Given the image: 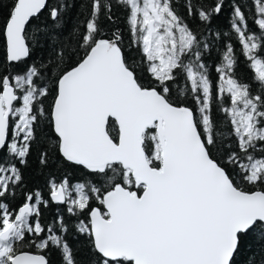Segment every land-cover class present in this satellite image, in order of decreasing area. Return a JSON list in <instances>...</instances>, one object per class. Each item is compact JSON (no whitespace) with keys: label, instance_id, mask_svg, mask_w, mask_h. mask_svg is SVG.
<instances>
[{"label":"snow or ice","instance_id":"6c2138e0","mask_svg":"<svg viewBox=\"0 0 264 264\" xmlns=\"http://www.w3.org/2000/svg\"><path fill=\"white\" fill-rule=\"evenodd\" d=\"M176 3L115 0L129 12L148 82L122 35L105 31L113 0H82L83 19L67 33V0L0 9L6 64L31 61L0 71V264H51V249L61 264H237L246 246L245 264H264V91L254 95L236 77L230 42L235 34L264 86V0H184V15ZM45 9L51 24L33 30ZM225 13L227 33L215 23ZM218 40L229 42L214 84L207 58ZM225 96L234 146L221 142L213 115L214 99ZM36 145L41 165L58 153L90 179L53 178L48 199L39 189L19 192L13 207ZM49 200L76 223L63 215L42 223ZM70 232L85 238L86 259Z\"/></svg>","mask_w":264,"mask_h":264},{"label":"trees","instance_id":"16d2710c","mask_svg":"<svg viewBox=\"0 0 264 264\" xmlns=\"http://www.w3.org/2000/svg\"><path fill=\"white\" fill-rule=\"evenodd\" d=\"M64 0H49L50 6H55L59 3H63ZM73 6L67 10V25L65 27V32H70L73 28V25L77 24L79 21L83 19L80 15L81 12H86V9L81 7L82 0H67ZM10 3V0H0V9H2L3 14L6 15L8 11L7 5ZM114 7L112 9V20H103V25L105 31L110 36L114 31L118 32V34L122 35V46L125 50V55L127 56L130 63L134 64L137 67L138 75H140L144 82H148L151 80L150 75L145 71L146 68V60L144 59L141 49L136 45L135 36L130 34L129 24H128V15L129 12L126 8L121 6H115V0H113ZM246 3L251 5V0H246ZM176 10L181 15L185 14L184 9V0H178V3L174 5ZM49 9H45L38 19L34 18L32 23V29H35L37 24L48 23L51 24L48 16ZM82 30V29H81ZM40 55L47 56L48 52L43 51ZM6 41L2 35H0V71H2L5 67H7L10 71L15 70L19 71L20 69L26 67L31 61L25 60L20 64L11 65L6 64ZM249 75V74H248ZM173 95L174 97L179 95L177 89L173 87ZM183 99V97H181ZM51 102V97L46 101V105ZM215 120L218 122L219 127L217 129V134L221 138V142L224 143V138H227V143L232 144L234 146L235 141L232 136L229 135L228 131V122L226 118L221 114L219 110H216L214 114ZM41 151L40 145H36L31 156L28 158L27 166L21 165L24 169V185L20 190H18V194L13 201V207L22 203V196L19 195V192L24 191H33L35 189H39L45 199L49 198V181L51 179H55L57 182H60L65 176L68 177L70 183L75 184L76 182H83L85 179H90L88 177L87 170L82 167H74L71 165H67L62 162V157L59 156L58 153L50 152V159L48 166L41 165L39 162V153ZM3 156V154H0ZM247 188V185H245ZM248 189V188H247ZM95 206V205H94ZM67 206L63 204H56L53 201L49 200L47 207L42 208V223L51 222L57 215H63L65 219H70L71 223L74 225L76 223L75 218L71 217V214L67 213ZM69 242L73 245L74 248L79 250V257L81 259H86L89 255L88 246L85 242V238L81 235L76 234L75 232H70L67 235ZM27 247V246H25ZM255 247L258 250L260 247V241L257 240L255 242ZM32 251H36L35 249H28ZM252 251V248H245L244 252L237 257V264H245V259L247 255ZM49 259L51 264H61L60 253L55 249H51L48 252Z\"/></svg>","mask_w":264,"mask_h":264},{"label":"flooded vegetation","instance_id":"af4514ba","mask_svg":"<svg viewBox=\"0 0 264 264\" xmlns=\"http://www.w3.org/2000/svg\"><path fill=\"white\" fill-rule=\"evenodd\" d=\"M195 23V22H193ZM220 27L224 28L225 32L227 33V13L224 14L223 17H221L219 20L215 22ZM250 27H255L251 24V21H249ZM201 30H203V27L201 26ZM209 38L210 37H205ZM229 42V41H216L213 45V50L208 54L207 58V65L209 68L211 79L213 80L214 84H219L220 81L218 80V73L215 71V66L219 64L220 57L223 49V43ZM230 42L234 46L235 55L237 58V64L235 67V75L242 83H247L250 85V88L252 89L253 94H259L262 91H264V86H262L261 82L256 79V70L252 67L251 61L248 60V58L242 54L241 45L237 42V38L235 34H231ZM249 74V75H248ZM215 87L213 89L214 96H215ZM230 106L229 99L227 96H225L224 99H214V107H213V115L216 113V110L220 111V108L228 107ZM221 114L226 118L228 124H229V118L220 111ZM247 188L249 190H256L252 185H247Z\"/></svg>","mask_w":264,"mask_h":264},{"label":"water","instance_id":"95a60500","mask_svg":"<svg viewBox=\"0 0 264 264\" xmlns=\"http://www.w3.org/2000/svg\"><path fill=\"white\" fill-rule=\"evenodd\" d=\"M44 10H42V12H43ZM55 203V202H54ZM57 204V203H56Z\"/></svg>","mask_w":264,"mask_h":264}]
</instances>
